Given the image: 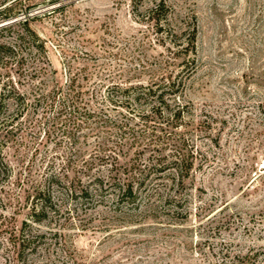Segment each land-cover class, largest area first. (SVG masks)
<instances>
[{"label": "rangeland", "instance_id": "374dc122", "mask_svg": "<svg viewBox=\"0 0 264 264\" xmlns=\"http://www.w3.org/2000/svg\"><path fill=\"white\" fill-rule=\"evenodd\" d=\"M10 3L0 0V11L12 6L17 16L0 26L26 16L46 55L28 53L16 73L11 66L28 108L1 150L9 169L0 173V264H264V0ZM75 74L86 94L79 111L102 117L61 111V93L35 101ZM162 79L180 84L170 109H183V126L150 122L163 128L151 136L124 107L102 103L106 88ZM125 123L137 125L123 134ZM178 150L194 160L173 202L126 215L107 194L77 205L59 200L33 227L43 235L35 252L15 260L10 233L28 220L29 188L45 176L66 172L68 186L76 163L93 153Z\"/></svg>", "mask_w": 264, "mask_h": 264}, {"label": "trees", "instance_id": "16d2710c", "mask_svg": "<svg viewBox=\"0 0 264 264\" xmlns=\"http://www.w3.org/2000/svg\"><path fill=\"white\" fill-rule=\"evenodd\" d=\"M10 1V4H13L18 0ZM13 8L11 6L0 11V20L15 18L17 14L12 13ZM159 10L160 6L157 5L153 13ZM28 22L29 18L25 16L18 22L0 26V36L3 35L0 40V173L9 169L3 162L1 150L7 144L8 136L15 130V121L28 108L27 94L19 90L17 85L20 82L15 81L11 75V66H14L13 72L16 73L24 65L25 56L28 53H40L44 57L46 55L44 42L30 29ZM13 26L19 27L14 35ZM189 47L195 54L194 34H188L186 38V49ZM193 61L194 58L190 60L191 64ZM76 75L68 80V84L64 88L55 87L46 96L40 93L35 101L37 103L43 99L46 101L61 93V111L69 109L67 113L70 116L102 117L101 112L95 114L90 111L83 113L79 111L80 104L86 94L81 89L77 90L74 87ZM179 86L180 84L176 80L169 79H162L150 86H111L106 88V97L101 99H103L102 103L124 107L126 115L131 118L130 121L141 122L144 129L152 136L157 131L162 132L163 128L150 126L148 125L150 122L165 125L173 122L178 126L184 125L185 112L183 109H180L179 105L170 109L172 104H176L171 96L179 91ZM169 97L172 100H169ZM137 106H145L147 109L133 108ZM99 120L114 127L115 121L110 118H99ZM136 125L130 127L125 123L118 127V130L123 129V134H126L125 132L134 131L133 128ZM186 145L183 142L182 146L186 147ZM178 151L167 154L159 151L148 153L141 151L131 155L114 152L109 154L93 153L88 159H81L76 163V170H74L76 176L73 177L76 183L71 182L68 186L66 172H53L45 176L42 182L29 188L30 191L26 199L29 203L28 220L22 222L16 235L10 233V242L16 248L15 260L21 261L25 259L26 254L35 252L36 245L40 243L39 240L43 238V235L35 232L34 234L33 227L42 225L50 212L58 211L59 200H65L67 203H71L70 205H77V201L87 202L94 196L101 197L103 194H107L106 196L111 198L113 206H123L127 210L126 215H131L132 212L139 213L141 208L147 211L154 210L158 202L165 204L173 202L178 195H175L176 192L173 189L175 186L183 187L194 160L191 151ZM5 177H7V172ZM76 208L75 206L73 210Z\"/></svg>", "mask_w": 264, "mask_h": 264}]
</instances>
